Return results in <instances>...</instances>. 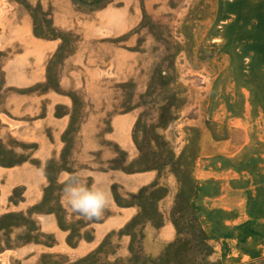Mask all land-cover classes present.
Masks as SVG:
<instances>
[{"label":"rangeland","instance_id":"obj_1","mask_svg":"<svg viewBox=\"0 0 264 264\" xmlns=\"http://www.w3.org/2000/svg\"><path fill=\"white\" fill-rule=\"evenodd\" d=\"M263 219L264 0H0V264H264Z\"/></svg>","mask_w":264,"mask_h":264},{"label":"clouds","instance_id":"obj_2","mask_svg":"<svg viewBox=\"0 0 264 264\" xmlns=\"http://www.w3.org/2000/svg\"><path fill=\"white\" fill-rule=\"evenodd\" d=\"M64 182L62 197L79 217L91 221L99 220L109 205V193L96 183L90 186L80 179L79 173L68 174Z\"/></svg>","mask_w":264,"mask_h":264},{"label":"crops","instance_id":"obj_3","mask_svg":"<svg viewBox=\"0 0 264 264\" xmlns=\"http://www.w3.org/2000/svg\"><path fill=\"white\" fill-rule=\"evenodd\" d=\"M6 69V68H5ZM5 69H3V71L5 72V77H6V81L8 82L7 84H9L10 83V81L11 80H13V78H15L16 76H15V74L14 75H9V72H8V70L9 69H7V71H5ZM43 71H44V73H45V69H43ZM23 74H20V75H18V77H21V78H24V79H26V78H28V76L30 77V75L29 74H27L26 73V70L24 69L23 71H21ZM44 77V76H43ZM31 82V80L29 81V83ZM28 83V84H29ZM238 185V184H237ZM216 199V198H215ZM252 204L250 203L248 206H251ZM248 211H249V209H248ZM248 218H250L251 216H250V214H247L246 215ZM224 223H230L231 222V224H232V226H234V225H236L237 224V222L239 221V217L236 215V214H234V213H231V214H226V215H224ZM263 221H264V219H263ZM222 222V221H221ZM216 235V234H215ZM208 237L210 238V240L211 239H215V236H213V234L211 233L210 235H208ZM212 241V240H211ZM215 244H217V246H216V248H215V250L217 249V247L219 246V244L218 243H215ZM15 252V251H14Z\"/></svg>","mask_w":264,"mask_h":264}]
</instances>
